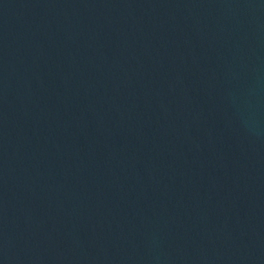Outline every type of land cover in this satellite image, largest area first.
<instances>
[{"label": "water", "instance_id": "obj_1", "mask_svg": "<svg viewBox=\"0 0 264 264\" xmlns=\"http://www.w3.org/2000/svg\"><path fill=\"white\" fill-rule=\"evenodd\" d=\"M0 264H264V0H0Z\"/></svg>", "mask_w": 264, "mask_h": 264}]
</instances>
